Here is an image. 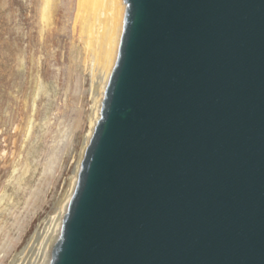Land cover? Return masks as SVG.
Listing matches in <instances>:
<instances>
[{
  "label": "water",
  "instance_id": "1",
  "mask_svg": "<svg viewBox=\"0 0 264 264\" xmlns=\"http://www.w3.org/2000/svg\"><path fill=\"white\" fill-rule=\"evenodd\" d=\"M122 1L48 264H264V0Z\"/></svg>",
  "mask_w": 264,
  "mask_h": 264
},
{
  "label": "rangeland",
  "instance_id": "2",
  "mask_svg": "<svg viewBox=\"0 0 264 264\" xmlns=\"http://www.w3.org/2000/svg\"><path fill=\"white\" fill-rule=\"evenodd\" d=\"M42 1L0 0V264L49 208L85 129L77 0L50 27Z\"/></svg>",
  "mask_w": 264,
  "mask_h": 264
},
{
  "label": "bare ground",
  "instance_id": "3",
  "mask_svg": "<svg viewBox=\"0 0 264 264\" xmlns=\"http://www.w3.org/2000/svg\"><path fill=\"white\" fill-rule=\"evenodd\" d=\"M60 1H42L46 26L55 24ZM124 8L122 0H77L73 27L78 31L76 41L83 56L81 68L88 101L85 129L77 145L69 151L66 173L52 196L49 208L38 217L24 243L11 252L7 264L49 263L51 247L59 235L62 217L74 190L85 148L99 117L104 88L115 63Z\"/></svg>",
  "mask_w": 264,
  "mask_h": 264
}]
</instances>
